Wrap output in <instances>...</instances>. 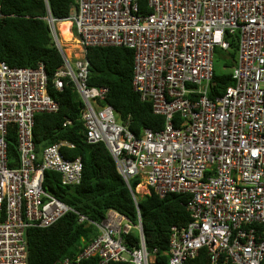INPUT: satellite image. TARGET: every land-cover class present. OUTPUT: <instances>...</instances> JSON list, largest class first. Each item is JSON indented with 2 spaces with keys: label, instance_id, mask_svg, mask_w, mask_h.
I'll use <instances>...</instances> for the list:
<instances>
[{
  "label": "built area",
  "instance_id": "obj_1",
  "mask_svg": "<svg viewBox=\"0 0 264 264\" xmlns=\"http://www.w3.org/2000/svg\"><path fill=\"white\" fill-rule=\"evenodd\" d=\"M69 20L84 55L73 63L61 49L64 67L53 84L60 90L69 79L77 87L87 140L106 144L130 188L140 176L148 193L188 196L191 220L172 227L168 264H185L203 248L212 264H264V0H76ZM49 22L59 41L55 20ZM234 36L233 84L211 97L216 51L227 50ZM96 46L134 51V89L165 117L161 129L145 128L138 136L117 121L105 102L108 88L88 83L86 49ZM59 108L43 63L0 62V264H29L27 230L75 211L44 187V179L53 170L63 185L79 184L82 158H67L65 141L46 146L39 157L34 142L36 115ZM11 128L15 167L8 161ZM92 222L99 234L62 264L95 255L98 264H157L158 250L147 249L141 224L114 209ZM134 229L140 246L130 249L126 235Z\"/></svg>",
  "mask_w": 264,
  "mask_h": 264
},
{
  "label": "trees",
  "instance_id": "obj_2",
  "mask_svg": "<svg viewBox=\"0 0 264 264\" xmlns=\"http://www.w3.org/2000/svg\"><path fill=\"white\" fill-rule=\"evenodd\" d=\"M75 6L76 0H0V62L14 67H36L43 63L49 78V92L60 103L57 112L36 115L34 142L38 156L41 157L46 146L65 141L66 145L61 148L63 154L71 159L81 157L84 164L82 180L76 185H63L57 171L45 172L44 187L75 211H69L50 226L27 230L29 264H62L65 258H75L99 234L92 221H102L110 209L123 213L134 225L141 224L147 249L158 250L157 264H168L172 227L186 225L191 220L186 207L188 196L169 193L161 197L154 191L141 196L137 192L142 182L140 176L131 179L130 188L106 144L87 140L82 116L85 103L75 84L66 79L60 90L53 84L56 72L64 67V56L54 39L49 18L56 23L68 20ZM218 52L229 62L227 66L232 71L218 73L215 63L211 97L223 94L233 84L238 37L231 38L227 50L218 49L216 55ZM86 57L89 85L108 88L105 102L113 105L130 130L139 136L145 128L157 130L164 126L165 117L156 114L152 102L143 100L134 89L131 48L88 47ZM67 121L70 123L65 125ZM7 141L9 166L15 167L19 160L15 128H11ZM81 214L87 219L80 221ZM126 239L130 249L140 246L137 229L126 235ZM98 261L99 256L95 255L82 259L80 264H98ZM109 264L130 263L111 261ZM185 264H212V261L208 250L203 248Z\"/></svg>",
  "mask_w": 264,
  "mask_h": 264
},
{
  "label": "rangeland",
  "instance_id": "obj_3",
  "mask_svg": "<svg viewBox=\"0 0 264 264\" xmlns=\"http://www.w3.org/2000/svg\"><path fill=\"white\" fill-rule=\"evenodd\" d=\"M60 23L61 22H58L56 24L57 29L59 31V35H60V40L59 41H60L61 46L63 47V50H64L65 54L73 62L78 57H81V56L84 55V49H83V46L81 45L79 37L74 32L73 25L72 26L70 25V31H71V34H72L71 38L70 39H65L64 36L61 33V30H60ZM222 56L223 55L220 52H218L217 55H216V58H215L217 72L218 73H226V72L232 71V68L227 66V63H229V62ZM117 121L118 122H122V120L119 118L118 115H117ZM137 192L141 196H143V195L148 193V190L145 187V181H142L141 185L138 186Z\"/></svg>",
  "mask_w": 264,
  "mask_h": 264
},
{
  "label": "bare ground",
  "instance_id": "obj_4",
  "mask_svg": "<svg viewBox=\"0 0 264 264\" xmlns=\"http://www.w3.org/2000/svg\"><path fill=\"white\" fill-rule=\"evenodd\" d=\"M70 25L71 23L69 21H63L60 23V30L65 39L71 38L72 34L70 31Z\"/></svg>",
  "mask_w": 264,
  "mask_h": 264
},
{
  "label": "clouds",
  "instance_id": "obj_5",
  "mask_svg": "<svg viewBox=\"0 0 264 264\" xmlns=\"http://www.w3.org/2000/svg\"><path fill=\"white\" fill-rule=\"evenodd\" d=\"M50 19H52V18H49V20H50ZM65 21H70V20L68 19V20H65ZM59 22H63V21H59ZM55 23H56V22H55ZM57 23H58V22H57ZM57 23H56V24H57ZM56 24H55V25H56ZM50 25H51V24H50ZM73 27H74V26H73ZM51 29H52V26H51ZM56 30H57V26H56ZM52 33H53V32H52ZM57 33H58V32H57ZM53 36H54V34H53ZM58 37H59V39H60V35H59V34H58ZM54 39H56L55 36H54ZM59 43H60V41H59ZM60 45H61V44H60ZM61 48H62V50H63V47H62V46H61ZM59 49H60V48H59ZM60 50H61V49H60ZM61 52H62V51H61ZM141 226H142V225H141Z\"/></svg>",
  "mask_w": 264,
  "mask_h": 264
},
{
  "label": "water",
  "instance_id": "obj_6",
  "mask_svg": "<svg viewBox=\"0 0 264 264\" xmlns=\"http://www.w3.org/2000/svg\"><path fill=\"white\" fill-rule=\"evenodd\" d=\"M55 41H56V44H57V46H58L60 49H62V48H61V45H60V43H59V41H58V40H56V39H55ZM141 233H142V234H143V236H144L143 227H142Z\"/></svg>",
  "mask_w": 264,
  "mask_h": 264
}]
</instances>
